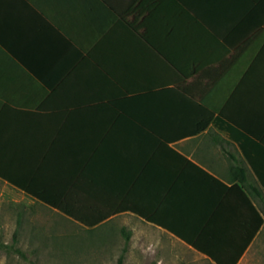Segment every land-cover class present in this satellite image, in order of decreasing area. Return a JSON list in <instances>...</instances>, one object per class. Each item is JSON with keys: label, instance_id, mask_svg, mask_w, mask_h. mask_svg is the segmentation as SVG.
Instances as JSON below:
<instances>
[{"label": "crops", "instance_id": "obj_1", "mask_svg": "<svg viewBox=\"0 0 264 264\" xmlns=\"http://www.w3.org/2000/svg\"><path fill=\"white\" fill-rule=\"evenodd\" d=\"M135 2L0 0V159H60L82 168L84 188L106 184L111 205L152 209L169 229L129 211L104 223L132 216L154 227L156 264H217L171 229L244 264L264 228L246 243L247 198L261 211L264 198L231 169H246L264 197L246 154L253 142L213 122L189 133L193 119L163 110L182 108L186 78L206 105L264 125V0H143L125 16Z\"/></svg>", "mask_w": 264, "mask_h": 264}, {"label": "trees", "instance_id": "obj_2", "mask_svg": "<svg viewBox=\"0 0 264 264\" xmlns=\"http://www.w3.org/2000/svg\"><path fill=\"white\" fill-rule=\"evenodd\" d=\"M142 1L143 0H136V2L127 10L125 16H129L130 14L135 16L133 8L139 6ZM129 28L133 32H141V37L149 38L147 32H142L143 30L141 31L139 26H129ZM186 81V78H184V80H179V83L177 84V87H180V91L183 92L179 95L181 97L179 100L183 102L181 105L182 108L175 112L174 108L168 107L163 110V113L176 114L179 112V118L193 119L195 121V126L189 131V133L192 134L202 131L209 125V123L213 122L217 127L228 133L232 130L241 133L244 140L251 139L255 149L252 151L250 149L246 150V154L253 165L259 186L264 189V125H257L258 127H254L253 129L249 126L243 125L239 119L235 117L233 111L230 112L225 106L224 108L221 107L215 109L206 105L201 101V94H194L186 89ZM112 103H116V101L114 102L112 100ZM191 104H195V107H191V109L188 110V108L192 106ZM261 114L262 113L258 112L257 118H264ZM59 162L60 159L53 161L34 157L29 163L26 164V162H24V164L22 163L16 167L14 166L13 160L5 159L2 161L0 159V179L7 181L9 184L24 191L35 200L53 210H56L65 217L88 229L96 228L113 215L126 211L134 213L147 222L169 229V226L157 220L152 209L151 211L142 210V208L137 205L124 204L123 202L119 205H111L108 201V197L114 192L106 190V184H103L102 186L96 185L97 189H91L89 187L84 188L81 186L80 181L85 178L82 168L61 166ZM86 165L87 164L83 165V169H85ZM14 171L15 173H13ZM231 172L233 175H240L241 187L250 197L264 198L258 187L247 182L248 176L246 169L243 167H233ZM236 186L240 188L239 185ZM118 196H122L121 192H119ZM247 200L253 212V218H249L248 222H245V225L247 226V229L245 230L247 233L246 243L254 237L256 232L264 224L263 212L257 208L249 198H247ZM170 231L196 250L206 254L217 264H236L241 256V254H237L232 256L230 260H226L229 259L228 256L223 254L219 256L218 254L205 249L200 242L195 239L193 233L190 232L191 236H189L187 233L180 232L176 229H171ZM128 237L129 233L127 232V238ZM244 247H246V244ZM17 251L19 252L18 249ZM123 262L124 252L119 256L116 264H123Z\"/></svg>", "mask_w": 264, "mask_h": 264}, {"label": "rangeland", "instance_id": "obj_3", "mask_svg": "<svg viewBox=\"0 0 264 264\" xmlns=\"http://www.w3.org/2000/svg\"><path fill=\"white\" fill-rule=\"evenodd\" d=\"M155 231L132 216L88 229L0 181V264H116L125 248L123 264H156ZM244 264H264V228Z\"/></svg>", "mask_w": 264, "mask_h": 264}]
</instances>
